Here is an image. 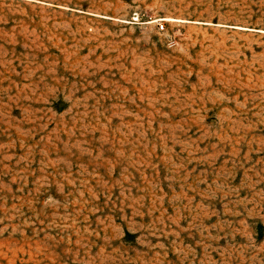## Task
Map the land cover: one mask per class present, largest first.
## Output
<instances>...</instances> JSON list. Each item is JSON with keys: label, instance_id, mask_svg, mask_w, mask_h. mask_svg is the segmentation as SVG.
Instances as JSON below:
<instances>
[{"label": "rangeland", "instance_id": "374dc122", "mask_svg": "<svg viewBox=\"0 0 264 264\" xmlns=\"http://www.w3.org/2000/svg\"><path fill=\"white\" fill-rule=\"evenodd\" d=\"M0 264H264V0H0Z\"/></svg>", "mask_w": 264, "mask_h": 264}, {"label": "built area", "instance_id": "2783aa9c", "mask_svg": "<svg viewBox=\"0 0 264 264\" xmlns=\"http://www.w3.org/2000/svg\"><path fill=\"white\" fill-rule=\"evenodd\" d=\"M163 28V26H160V29H162Z\"/></svg>", "mask_w": 264, "mask_h": 264}]
</instances>
